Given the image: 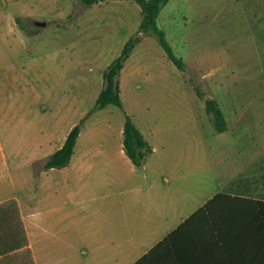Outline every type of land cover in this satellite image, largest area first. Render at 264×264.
<instances>
[{
	"label": "rangeland",
	"instance_id": "obj_1",
	"mask_svg": "<svg viewBox=\"0 0 264 264\" xmlns=\"http://www.w3.org/2000/svg\"><path fill=\"white\" fill-rule=\"evenodd\" d=\"M142 18L136 0H0V201L6 215L21 220L8 199L42 189L43 174L57 172L45 167L47 157L83 117L78 147L94 143L89 154L99 156L123 142L126 112L160 148L157 154L163 147L192 158L210 190L235 187L263 196L264 0H169L157 22L184 68L156 34L141 32L117 76L123 108L109 104L88 115L105 87V71L138 34ZM205 98L219 103L225 131L215 128Z\"/></svg>",
	"mask_w": 264,
	"mask_h": 264
},
{
	"label": "crops",
	"instance_id": "obj_2",
	"mask_svg": "<svg viewBox=\"0 0 264 264\" xmlns=\"http://www.w3.org/2000/svg\"><path fill=\"white\" fill-rule=\"evenodd\" d=\"M79 139L41 190L8 199L20 221L0 201V264H264L256 193L210 190L192 158L163 147L139 166L124 142L97 156Z\"/></svg>",
	"mask_w": 264,
	"mask_h": 264
},
{
	"label": "trees",
	"instance_id": "obj_3",
	"mask_svg": "<svg viewBox=\"0 0 264 264\" xmlns=\"http://www.w3.org/2000/svg\"><path fill=\"white\" fill-rule=\"evenodd\" d=\"M100 1L103 0H82V2L87 5L98 3ZM136 1L142 8L143 13L139 32L138 34L132 36L126 42L121 54L109 65L108 69L105 71V87L100 92L95 107L88 113V115H90L94 110L103 108L109 104H114L123 108V100L120 94V87L117 76L123 68L125 61L135 48L136 44L141 40V32H152L156 34L159 38L160 43L166 50L169 58L179 68H184V60L182 59V57H179L175 54L173 46L170 44L166 37L165 31L159 27L157 22L162 8L167 4L169 0ZM199 95L203 96V94L200 92ZM205 102L206 110L212 116V121L215 128L219 132L225 131L227 129L226 115L220 107L219 103L213 98H205ZM85 120L86 117H83L78 124L74 125L67 134L64 144L47 157L44 164L46 168L62 167L70 162L75 152V145L80 136ZM123 142L126 153L133 160V162L139 166L145 163L147 155L153 151V147L151 146L150 142L147 140L142 130L136 125L133 118L127 112L123 129ZM263 177L264 175L261 178ZM259 182H261V179L257 180L256 183ZM251 201L257 206L258 215L264 225V193L263 196L252 198Z\"/></svg>",
	"mask_w": 264,
	"mask_h": 264
},
{
	"label": "water",
	"instance_id": "obj_4",
	"mask_svg": "<svg viewBox=\"0 0 264 264\" xmlns=\"http://www.w3.org/2000/svg\"><path fill=\"white\" fill-rule=\"evenodd\" d=\"M36 24H38L40 26H45V25H47V21H45V20H37Z\"/></svg>",
	"mask_w": 264,
	"mask_h": 264
}]
</instances>
